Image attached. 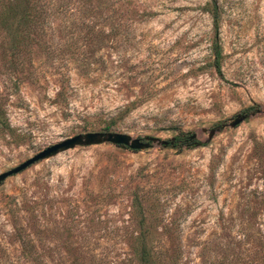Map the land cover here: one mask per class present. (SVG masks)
Returning <instances> with one entry per match:
<instances>
[{
	"label": "rangeland",
	"instance_id": "374dc122",
	"mask_svg": "<svg viewBox=\"0 0 264 264\" xmlns=\"http://www.w3.org/2000/svg\"><path fill=\"white\" fill-rule=\"evenodd\" d=\"M43 3L16 50L0 29V174L112 117L185 141L76 147L7 178L0 264H140L141 234L179 264H264V0Z\"/></svg>",
	"mask_w": 264,
	"mask_h": 264
},
{
	"label": "trees",
	"instance_id": "16d2710c",
	"mask_svg": "<svg viewBox=\"0 0 264 264\" xmlns=\"http://www.w3.org/2000/svg\"><path fill=\"white\" fill-rule=\"evenodd\" d=\"M45 5L43 0H0V29L6 32V37L10 39L14 50H16V46L21 40L27 39L35 28L42 25L44 14L47 12ZM51 6L54 5L51 4ZM210 12L216 29L218 21L216 7H213ZM213 57V66L219 72L221 52L218 45L213 47ZM123 111L120 110L116 117ZM124 112H127L126 107ZM114 119L115 117L109 119L112 121L105 127V131H109ZM186 140L187 142L196 143L195 140H189L188 138ZM136 206L139 205L136 204ZM136 242L137 249L134 250V254L140 264H179L177 251L164 257L163 254L165 253L154 251L142 234L136 239Z\"/></svg>",
	"mask_w": 264,
	"mask_h": 264
},
{
	"label": "water",
	"instance_id": "95a60500",
	"mask_svg": "<svg viewBox=\"0 0 264 264\" xmlns=\"http://www.w3.org/2000/svg\"><path fill=\"white\" fill-rule=\"evenodd\" d=\"M248 117L246 113H238L233 119L230 120L229 127L236 128L242 122H244ZM216 130H211L209 132L208 138L211 139L215 134ZM189 140H194L196 138L195 134L189 135L187 137ZM175 138L168 141H162L155 137L145 136L142 138H132L129 134L119 133V132H89L85 134H78L73 137L59 141L44 150L40 151L33 157L27 159L23 163L17 165L16 167L3 172L0 174V185L9 177L21 173L28 167L38 163L40 161L46 160L53 157L59 153L65 152L76 147H90L94 145L110 144L116 147H124L125 149L132 152H141L148 150L152 147L154 143L162 145L164 148L174 146Z\"/></svg>",
	"mask_w": 264,
	"mask_h": 264
},
{
	"label": "flooded vegetation",
	"instance_id": "af4514ba",
	"mask_svg": "<svg viewBox=\"0 0 264 264\" xmlns=\"http://www.w3.org/2000/svg\"><path fill=\"white\" fill-rule=\"evenodd\" d=\"M182 141H185L184 138H175L174 144Z\"/></svg>",
	"mask_w": 264,
	"mask_h": 264
}]
</instances>
